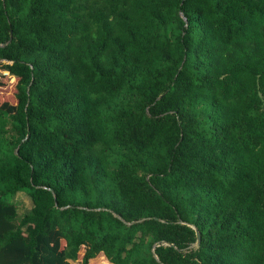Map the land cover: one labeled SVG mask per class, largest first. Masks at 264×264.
I'll return each instance as SVG.
<instances>
[{"label": "trees", "instance_id": "1", "mask_svg": "<svg viewBox=\"0 0 264 264\" xmlns=\"http://www.w3.org/2000/svg\"><path fill=\"white\" fill-rule=\"evenodd\" d=\"M0 69V264H264V0H0Z\"/></svg>", "mask_w": 264, "mask_h": 264}, {"label": "rangeland", "instance_id": "2", "mask_svg": "<svg viewBox=\"0 0 264 264\" xmlns=\"http://www.w3.org/2000/svg\"><path fill=\"white\" fill-rule=\"evenodd\" d=\"M8 73L0 69V109L7 110L9 112L15 111L16 97H15V82L13 83V77L6 76ZM16 201L18 202L19 215L21 216L31 207V201L28 195L25 193H18L16 195ZM72 264H80L77 260L71 262Z\"/></svg>", "mask_w": 264, "mask_h": 264}, {"label": "water", "instance_id": "3", "mask_svg": "<svg viewBox=\"0 0 264 264\" xmlns=\"http://www.w3.org/2000/svg\"><path fill=\"white\" fill-rule=\"evenodd\" d=\"M141 221H143V220H140L138 222H141ZM191 227L195 230V234H196V241H195V243L192 246L195 247V248H198L199 245H200V241H201L200 234H199L198 230L195 227H193V226H191ZM170 246H172V245H170Z\"/></svg>", "mask_w": 264, "mask_h": 264}]
</instances>
